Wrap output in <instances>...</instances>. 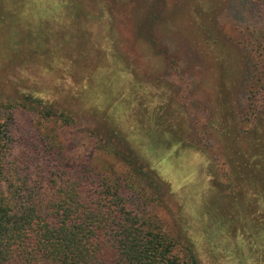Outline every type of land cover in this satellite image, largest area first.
Here are the masks:
<instances>
[{
	"label": "rangeland",
	"instance_id": "rangeland-1",
	"mask_svg": "<svg viewBox=\"0 0 264 264\" xmlns=\"http://www.w3.org/2000/svg\"><path fill=\"white\" fill-rule=\"evenodd\" d=\"M80 1L65 26L64 63L56 51L28 66L17 46L0 44L11 73L1 75L0 101L37 97L62 114L65 124H40L20 108L16 119L52 137L64 165L133 184L198 264H264V237L253 236L236 201L226 211L220 200L230 194L222 129L228 120L249 133L264 123V0ZM80 17L93 18L91 33ZM99 53L107 68L89 72L85 62Z\"/></svg>",
	"mask_w": 264,
	"mask_h": 264
},
{
	"label": "trees",
	"instance_id": "trees-1",
	"mask_svg": "<svg viewBox=\"0 0 264 264\" xmlns=\"http://www.w3.org/2000/svg\"><path fill=\"white\" fill-rule=\"evenodd\" d=\"M81 4L80 0H0V44L17 46L28 66L50 60L56 51L64 63L72 41L65 26L74 23ZM52 8L58 14L45 18L44 12ZM79 19L88 32L95 29L93 18ZM102 34L96 36L104 38ZM96 36L88 33L86 39ZM97 56L93 64L85 63L89 72L101 74L107 65L103 53ZM216 58L225 85L218 53ZM0 68L1 83V75L11 73L6 71L9 67ZM20 108L36 112L40 124L54 118L65 124L62 114L37 97L0 101V264H198L193 253L178 248V242L160 229L133 184L64 165L52 137L28 133L18 122ZM153 116L159 120L156 112ZM255 122L251 133L236 129L231 120L221 131L230 194L220 200L226 211L236 201L253 236L264 237V123Z\"/></svg>",
	"mask_w": 264,
	"mask_h": 264
}]
</instances>
